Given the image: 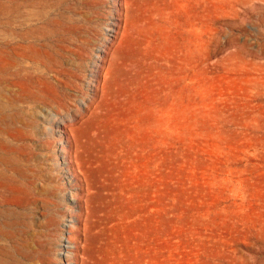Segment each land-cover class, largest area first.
Here are the masks:
<instances>
[{
	"label": "rangeland",
	"instance_id": "rangeland-1",
	"mask_svg": "<svg viewBox=\"0 0 264 264\" xmlns=\"http://www.w3.org/2000/svg\"><path fill=\"white\" fill-rule=\"evenodd\" d=\"M0 264H264V0H0Z\"/></svg>",
	"mask_w": 264,
	"mask_h": 264
}]
</instances>
